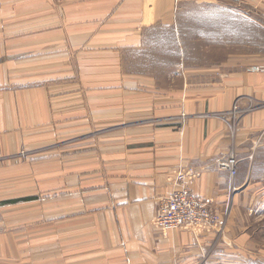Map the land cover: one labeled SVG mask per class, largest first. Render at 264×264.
Wrapping results in <instances>:
<instances>
[{"label": "crops", "instance_id": "crops-1", "mask_svg": "<svg viewBox=\"0 0 264 264\" xmlns=\"http://www.w3.org/2000/svg\"><path fill=\"white\" fill-rule=\"evenodd\" d=\"M190 1L0 0V264H264V51L169 89L130 71ZM183 171L228 217L162 235Z\"/></svg>", "mask_w": 264, "mask_h": 264}, {"label": "rangeland", "instance_id": "rangeland-1", "mask_svg": "<svg viewBox=\"0 0 264 264\" xmlns=\"http://www.w3.org/2000/svg\"><path fill=\"white\" fill-rule=\"evenodd\" d=\"M255 2L251 5L249 0H212L182 4L173 26L148 31L142 48L130 53V71L153 75L163 89H169L177 71L181 75L186 69L203 70L232 60H249L251 47H255L254 53L264 51V30L251 22L261 20L263 25L264 0ZM227 217L228 214L219 216L220 222Z\"/></svg>", "mask_w": 264, "mask_h": 264}, {"label": "built area", "instance_id": "built-area-1", "mask_svg": "<svg viewBox=\"0 0 264 264\" xmlns=\"http://www.w3.org/2000/svg\"><path fill=\"white\" fill-rule=\"evenodd\" d=\"M250 73L264 71L263 66H251ZM236 156L231 153L218 162V169L226 171L230 180L235 176ZM190 171L176 174L171 194L158 201V215L153 219V226L162 235L170 231H210L220 223L219 216L213 212L202 199L195 197L190 191V185L195 179ZM230 182V189L232 188Z\"/></svg>", "mask_w": 264, "mask_h": 264}, {"label": "bare ground", "instance_id": "bare-ground-1", "mask_svg": "<svg viewBox=\"0 0 264 264\" xmlns=\"http://www.w3.org/2000/svg\"><path fill=\"white\" fill-rule=\"evenodd\" d=\"M248 69V68H247Z\"/></svg>", "mask_w": 264, "mask_h": 264}]
</instances>
